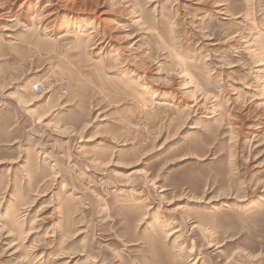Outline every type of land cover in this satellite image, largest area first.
Masks as SVG:
<instances>
[{
  "label": "rangeland",
  "instance_id": "1",
  "mask_svg": "<svg viewBox=\"0 0 264 264\" xmlns=\"http://www.w3.org/2000/svg\"><path fill=\"white\" fill-rule=\"evenodd\" d=\"M0 264H264V0H0Z\"/></svg>",
  "mask_w": 264,
  "mask_h": 264
},
{
  "label": "bare ground",
  "instance_id": "2",
  "mask_svg": "<svg viewBox=\"0 0 264 264\" xmlns=\"http://www.w3.org/2000/svg\"><path fill=\"white\" fill-rule=\"evenodd\" d=\"M29 9V8H28ZM10 11V10H9ZM10 13H12V12H9L8 13V15L10 14ZM13 14V13H12ZM10 16V15H9ZM47 20V19H46ZM50 30H52V29H50ZM53 31V30H52ZM51 32V31H50ZM42 89H41V87L40 86H37L36 88H35V91H36V93H40V91H41ZM260 108V107H259ZM258 108V109H259ZM253 109V108H252ZM255 110V109H254ZM258 111V110H257ZM248 112V111H247Z\"/></svg>",
  "mask_w": 264,
  "mask_h": 264
},
{
  "label": "built area",
  "instance_id": "3",
  "mask_svg": "<svg viewBox=\"0 0 264 264\" xmlns=\"http://www.w3.org/2000/svg\"><path fill=\"white\" fill-rule=\"evenodd\" d=\"M41 92V91H40Z\"/></svg>",
  "mask_w": 264,
  "mask_h": 264
}]
</instances>
